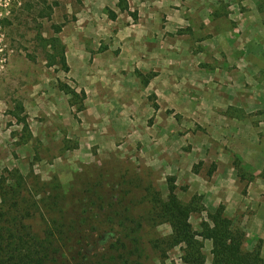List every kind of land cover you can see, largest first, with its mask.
<instances>
[{
  "label": "rangeland",
  "instance_id": "rangeland-1",
  "mask_svg": "<svg viewBox=\"0 0 264 264\" xmlns=\"http://www.w3.org/2000/svg\"><path fill=\"white\" fill-rule=\"evenodd\" d=\"M9 1L0 0V186L3 175L14 186L6 170L23 176L33 231L59 209L81 213L94 190L101 220L124 205L142 223L141 264H185L151 201L166 199L172 179L180 202L223 205L242 249L261 239L264 257V0H127V11L118 0H59L50 19L9 11ZM63 22L67 70L37 36ZM61 84L84 96L73 104ZM206 211L191 214L195 231ZM107 221L90 228L93 240L119 236Z\"/></svg>",
  "mask_w": 264,
  "mask_h": 264
},
{
  "label": "trees",
  "instance_id": "trees-1",
  "mask_svg": "<svg viewBox=\"0 0 264 264\" xmlns=\"http://www.w3.org/2000/svg\"><path fill=\"white\" fill-rule=\"evenodd\" d=\"M59 5V0H13L5 7L11 11L12 7L20 6L22 9L33 10L38 19H50ZM117 7L120 11H127V0H118ZM109 14L111 19L116 17L112 11ZM63 26L64 22L52 24L54 35L51 37L43 38L40 31L37 36L45 47L51 49L52 60L58 59L67 70L65 46L57 36ZM148 81L146 77L144 83ZM60 89L71 96L73 104H76L80 95L84 96L83 92L78 93L65 84H61ZM5 172L15 183L8 188L4 184V175L1 177L0 264H141L138 232L142 223L128 215L127 207L120 206L121 214L114 217L115 221L109 216L103 221L99 216L105 206L102 205L104 200L96 191L91 190L98 197L96 201L87 200L77 215L59 209L57 217L45 220L44 230L37 234L26 222V218L33 215L34 209L33 204L21 196L23 176L14 169ZM175 190L174 181L170 179L167 182L166 199L162 200L159 195L153 194L151 201L154 203V217L167 222L171 228V234L164 241L166 247L181 246V259L185 264H207L203 252L205 241L212 243L210 264H264L261 239L251 250H243L242 236L233 227L231 219L226 217L223 205L208 212L200 204L199 196L194 195L184 204L177 198ZM107 206L117 211L113 204ZM53 210H57V207ZM203 211H206V219L200 222V230L195 231L190 216ZM105 221L114 222L121 233L118 232V237L112 236V240L100 236L93 240L90 228H96V224L103 225ZM92 250L94 253H91Z\"/></svg>",
  "mask_w": 264,
  "mask_h": 264
}]
</instances>
